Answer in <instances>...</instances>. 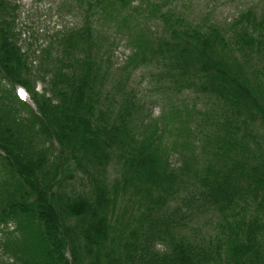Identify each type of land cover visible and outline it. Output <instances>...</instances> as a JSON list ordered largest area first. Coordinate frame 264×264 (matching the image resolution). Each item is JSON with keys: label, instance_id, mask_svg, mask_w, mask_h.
Instances as JSON below:
<instances>
[{"label": "trees", "instance_id": "16d2710c", "mask_svg": "<svg viewBox=\"0 0 264 264\" xmlns=\"http://www.w3.org/2000/svg\"><path fill=\"white\" fill-rule=\"evenodd\" d=\"M75 2L82 25L35 68L16 4L0 0V76L35 105L25 115L0 93L1 264H264V77L253 64L264 7L223 28L160 0ZM101 18L128 38V64L155 60L169 86L211 104L170 102L149 120L128 76L109 80ZM166 122L180 140L163 141Z\"/></svg>", "mask_w": 264, "mask_h": 264}, {"label": "rangeland", "instance_id": "374dc122", "mask_svg": "<svg viewBox=\"0 0 264 264\" xmlns=\"http://www.w3.org/2000/svg\"><path fill=\"white\" fill-rule=\"evenodd\" d=\"M11 4H16L14 9L15 29L17 31L16 39L21 44L23 50L30 52L31 62L35 68L39 66L44 58L43 51L50 45L56 47L59 36L68 28L78 29L82 25L81 7L75 0H9ZM167 6H173L177 12L188 17L193 22L205 23L214 21L223 28H229L234 18L240 11L255 6L264 7V0H160ZM12 7L10 6V9ZM9 9V6H8ZM9 9V11H10ZM10 12L7 13L9 17ZM143 14H138L137 19L142 23L156 26L157 21L150 17L144 18ZM99 29L105 31V34L112 36L111 41L106 39L100 40L102 44L101 53L109 52L110 58L106 63L109 67V80L116 82L128 76L126 84L136 90L140 101L144 103L143 113H148V119H158L167 112V105L170 102L190 110L194 107L204 108L209 106L210 100L198 95L191 90L177 92L169 86L170 82L161 79L159 75L160 67L153 60L148 64L131 65L128 64V56L132 53L133 47L128 43V38L124 33H119V27L114 20H99ZM49 38V34H54ZM99 41V37H97ZM48 67L53 64V60L47 61ZM254 66H258L259 74L264 77V61H253ZM35 86L37 90H42L44 81L42 77L36 75ZM21 87L12 85L0 76V93L7 95H16L20 100L21 113L28 115L35 110L33 101L30 99L28 92L21 95ZM198 115V114H197ZM167 123V122H166ZM171 125L166 124L163 134V141L170 143L174 140H180L172 131L169 130ZM170 161L174 165L180 162L179 153L173 149L170 151ZM113 169V168H111ZM4 227V226H2ZM6 258V256L4 257ZM2 256L0 255V264Z\"/></svg>", "mask_w": 264, "mask_h": 264}, {"label": "bare ground", "instance_id": "6f19581e", "mask_svg": "<svg viewBox=\"0 0 264 264\" xmlns=\"http://www.w3.org/2000/svg\"><path fill=\"white\" fill-rule=\"evenodd\" d=\"M21 92L23 93L24 91L21 90Z\"/></svg>", "mask_w": 264, "mask_h": 264}, {"label": "snow or ice", "instance_id": "6c2138e0", "mask_svg": "<svg viewBox=\"0 0 264 264\" xmlns=\"http://www.w3.org/2000/svg\"><path fill=\"white\" fill-rule=\"evenodd\" d=\"M21 95H23V93L21 92Z\"/></svg>", "mask_w": 264, "mask_h": 264}]
</instances>
